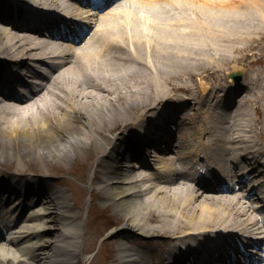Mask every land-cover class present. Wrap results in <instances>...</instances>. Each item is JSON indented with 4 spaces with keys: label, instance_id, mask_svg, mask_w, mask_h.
Segmentation results:
<instances>
[{
    "label": "bare ground",
    "instance_id": "bare-ground-1",
    "mask_svg": "<svg viewBox=\"0 0 264 264\" xmlns=\"http://www.w3.org/2000/svg\"><path fill=\"white\" fill-rule=\"evenodd\" d=\"M129 1L140 5L130 4L128 12L119 5L102 17L101 27L81 49L60 46L54 56L41 38L15 35L12 29L23 25L17 20L23 4L40 3L50 10H69L74 4L0 0V24H10L0 26V160L21 174L52 168L56 175L84 179L80 168L92 162L100 166L129 153L142 157V144L153 148L154 139L145 138L146 133L163 124L159 134L166 148L177 137L172 152L179 171L160 158L165 148L154 156L161 177H153L147 164L149 149L141 168L148 172L139 177L131 163L121 164L112 182L99 170L84 249L82 214L73 211L65 192L49 191L38 182L29 202L30 190L20 183L10 188L0 177V195H17L14 213L23 220L8 244L0 243V264H75L106 233L113 240L102 247L111 264H201L190 240L203 236V244L213 245L234 228L249 237L260 232L259 211L248 201L257 198L264 180L250 185L254 193L249 198L201 184L238 182L239 174L250 170L264 177V0ZM47 58L54 62L51 75L29 100L3 96V89L11 90ZM239 68L244 82L236 84L227 76ZM230 88L240 94L227 110L232 116L223 114ZM167 110L176 127L167 122L169 115L164 117ZM121 149L126 152L118 153ZM15 152L25 164L22 169L11 160ZM197 165L209 167L208 179L193 178L200 172ZM82 193L77 188L74 194L80 209ZM99 198L110 206H98ZM136 230L143 239L130 237ZM155 237L159 240L148 239Z\"/></svg>",
    "mask_w": 264,
    "mask_h": 264
},
{
    "label": "rangeland",
    "instance_id": "rangeland-1",
    "mask_svg": "<svg viewBox=\"0 0 264 264\" xmlns=\"http://www.w3.org/2000/svg\"><path fill=\"white\" fill-rule=\"evenodd\" d=\"M123 5H126L125 7H127V8H123V10H124V12H128V11H130V9H128V6L130 5V4H133V3H135V4H138V5H140V3H137V2H133V3H130V2H128V0H123ZM167 6V5H166ZM165 6V7H166ZM117 7H118V5H116V6H114V7H112L111 9H109V10H107L105 13H103L102 15H101V17L97 20V27H101V25H102V21H101V19H102V17H104V16H108V15H110V13H113V12H115L116 10H118L117 9ZM166 8H168V7H166ZM133 11H134V9H132ZM87 16V15H86ZM97 29V28H96ZM18 156L16 155V152L13 154V158L11 159L12 160V162H15V163H20L19 161H18ZM29 159H24V162L26 163L27 161H28ZM1 161V164L4 166V163L3 162H5L3 159H1L0 160ZM11 161L9 160V161H7L6 163H10ZM69 164L71 165V163L69 162ZM20 167H25V164L22 162V163H20ZM86 167L87 166H85V167H83V168H81V170L82 171H84L85 169H86ZM3 169L2 170H5V169H7V168H11V167H2ZM12 168H15V167H12ZM96 168V165L94 166H92L91 168H89V170L87 171V177H86V179H84V180H81L80 178L79 179H77V178H74V177H67V180L68 181H66V182H70L73 186H76V188L77 187H80V188H82L83 189V196H84V205H83V208L82 209H79L78 207H74V212H77L78 213V211L80 212V213H82V220L84 221V224H86L87 222H88V219H89V210H90V208H91V206H90V203H92V201H93V195H92V189H90V187H89V182L91 181H94V179H93V175L94 174H92V170H94ZM52 169V168H51ZM56 180V179H55ZM50 183V185L51 184H53V182L52 181H50L49 182ZM57 184V183H56ZM58 185V184H57ZM58 186H61L62 188H63V190L64 191H67V195H69V196H71L72 195V188H71V186H69L68 184H66V185H58ZM98 186V184H96V182H95V184H94V187H97ZM99 205H104V203L103 202H101V201H99L98 202V206ZM78 208V209H77ZM82 226H83V222H82ZM84 228V227H83ZM91 228V227H90ZM92 229V228H91ZM84 232H83V234H81V237H82V239H83V241L84 242H86V237H87V228H86V226H85V228H84V230H83ZM139 234H140V232L138 231V230H136V234H133L134 235V237H136L137 236V238H142V237H140L139 236ZM10 236H12L11 234H10ZM111 238H107L106 236H104V237H102L101 238V241L99 240L98 242H97V248H96V250H94V251H92L90 254V256H88L87 257V259H85L84 261L82 260L81 262H80V264H111V262L108 260L109 259V253L107 252V250H104L102 253H98V251H99V247L101 246V243L103 242V241H106V240H108V241H112V240H110ZM150 241H157V240H159L158 238H148ZM10 240V239H9ZM90 241V240H89ZM88 241V242H89ZM88 242H87V245H88ZM104 243V242H103ZM86 245V246H87ZM85 246V247H86ZM84 247V248H85ZM83 248V249H84ZM103 248H105V247H103ZM98 253V254H97ZM97 254V255H96ZM89 255V254H88ZM78 262H79V259L77 260Z\"/></svg>",
    "mask_w": 264,
    "mask_h": 264
}]
</instances>
